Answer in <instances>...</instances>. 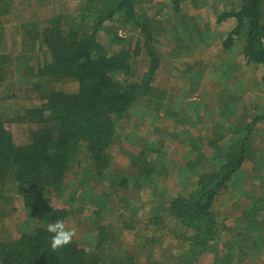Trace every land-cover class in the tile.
<instances>
[{"label": "trees", "instance_id": "trees-1", "mask_svg": "<svg viewBox=\"0 0 264 264\" xmlns=\"http://www.w3.org/2000/svg\"><path fill=\"white\" fill-rule=\"evenodd\" d=\"M55 1L59 3L60 0H0V98L15 101L17 92L21 90L23 98H27L35 90L34 86L41 85L34 103L20 109L18 117H15L17 124H25L27 128L25 142L16 143L9 125L0 115V230L11 217V210L9 213L6 210L13 197L6 196L7 188L13 190L19 203L12 212L21 210L26 221L34 224L30 232L18 236L2 231L0 264H100L108 257H111L108 264H192L204 256H209L212 264L256 263L255 260L264 254V146H255L253 131L259 123H264V111L250 118L238 115L241 99L223 96L220 91L217 92L216 117L225 121L214 123L211 134L205 139L201 138L203 128L197 125L199 121L184 125L188 130L197 127L188 133L187 153L178 162L181 163L178 170L183 171L185 183L190 188L163 196L159 207L145 224V228L154 226L155 231L168 229L164 224L171 226L167 230L168 239L175 241L171 242L172 248H178V251L168 250L169 260L154 259L161 245H153V240L146 238L143 240L144 263L138 262L137 256H131L129 251L122 253L123 258L99 254L116 242V232H133L140 224L138 213L129 209L130 206L123 207L124 212L115 215V208L107 207L105 197L99 200L94 217L88 223L98 253L88 252L75 239L59 251L51 250L52 234L47 231V225L62 220L70 229L67 220L72 218L74 209L54 207L50 205L48 196L61 193L66 175L74 167H82L87 173L89 169L94 180L107 177L105 175L111 166L108 151L113 146L117 124L140 99L151 98L156 105L161 99L158 94H162L156 76L162 62V56L155 49V43H159L153 36V31H157L153 29L156 22L145 15L144 9H135L141 0H66L67 4L69 1L78 4L75 20L68 13H59L55 7H49ZM185 1L169 0L170 13H179ZM234 1L236 7L220 13L215 21L234 20V26L221 42L222 48L231 53L228 61L224 60L227 65L219 68V73L226 77L229 74L228 81L231 73L240 66L239 58L245 68L264 67V0ZM13 2H20L22 6L14 18L13 29L20 48L12 53L13 60L21 64L23 76L30 75L36 82L32 87L4 92V65H8V61L1 46L5 47L4 34L8 27L3 18L11 11ZM33 4L37 10L34 13L46 18L45 21L34 15V19L27 17L26 7ZM115 15L122 25H130L137 30L139 39L131 48L109 54L99 43L98 35L100 32L107 35L113 32L114 40L120 39L115 31L111 32L104 26ZM41 24L44 25L42 28ZM195 26L192 21H184L177 35L167 37L174 40H171L173 43L169 48L171 58L182 50L188 52L193 45L208 47L212 38L209 36L207 40V31L200 34L202 37L195 35ZM235 41L240 47L234 48L232 54ZM234 57L237 59L231 62ZM30 58L35 60L34 63H28ZM171 58L165 61L170 70L176 64ZM192 67L190 65L182 73L188 77L184 80L189 86L187 96L201 89L202 80L208 78L207 75L214 78L218 74L217 68L215 74L212 70L208 73L200 69L193 71ZM170 70L165 77L173 79ZM260 83L264 89V72ZM236 86L242 88L239 80ZM201 102V111H209L208 102ZM203 112L197 119L204 116ZM170 113L172 128L169 136L173 139V131L178 125L183 126L180 120L189 115L187 112L181 116L176 112ZM160 126L153 124L151 127L152 132L159 136L154 139L152 148L145 147L128 154L129 168L135 173L124 177L110 176L108 186L114 188L112 192L125 191L129 179L137 182L138 178H143L145 184L137 182L136 189L140 192L149 189L150 195L156 196V176L165 173L172 162H177L171 160L174 153L169 150L166 139L161 138ZM247 163L251 164L249 173L259 182L261 190L258 196L251 195L253 192L244 193L248 203L234 220V225L227 227L225 220H217L213 211L214 201L228 189ZM166 173L176 174L174 169H168ZM167 190L170 189L165 188ZM140 196L134 201L137 202ZM140 207L141 204L134 206L135 209ZM128 210L133 213L131 216L126 215ZM159 212L166 214L160 215ZM135 253L138 254L137 251Z\"/></svg>", "mask_w": 264, "mask_h": 264}, {"label": "rangeland", "instance_id": "rangeland-1", "mask_svg": "<svg viewBox=\"0 0 264 264\" xmlns=\"http://www.w3.org/2000/svg\"><path fill=\"white\" fill-rule=\"evenodd\" d=\"M168 1L169 0H141L135 5L136 10L144 9L145 15L152 21L156 22L153 29H157V31H153V36L159 44L155 43V49L158 51V55H160V57L162 56V62L156 75L158 78L157 82L158 80L160 81V91L162 92V94H158L161 95L160 103L156 102L155 105V102L152 103L151 98L140 99L139 102L131 107L127 114L121 118L117 124L116 137L114 139L113 146H111L108 151L111 166L109 168V173L105 175L107 177L94 180L89 173V169L87 173L82 167H74L71 169L72 171L66 175L61 193H55L48 196L50 205L57 208L65 207L67 209H74L73 216L70 219L68 218L67 223L70 229L75 228L77 230V235L74 239L78 241L88 252H99V250H96L94 238L89 233L90 229L88 230V223L94 217L93 212L97 210L95 207L99 204V200L105 197L108 201L107 207L110 209L111 207L115 208V215L120 212L122 213V211L124 212L123 207L128 205L130 206L129 209L138 213L140 224L136 225L133 232H116L114 236L116 242L109 244L108 246L104 245V247L107 246L108 248L103 250V252H99V254L108 253L111 256L114 255V257L123 258L122 253L124 251H129L131 256H137L138 262L144 263L146 259H144L145 256L143 255L145 250V246L143 248V240L146 238L153 240V245H161L158 248L159 251H156L157 254L154 259L159 261L169 260L167 259V256L169 255L168 250L173 252L178 251V248H172L175 241L168 239L167 230L169 227L171 228V226L162 223L168 229L155 231L154 226H147L145 228V224L147 223L148 217H150L154 210L159 207L163 196L166 197L175 195L177 192L184 190V188H190L189 184L185 183L186 181L184 180L183 171L178 170L181 169V163L178 162L180 161L181 156L187 153L185 151L188 149V142L186 140L188 137V130L185 129L187 126L184 127V125H188L194 121H199L200 125H197L203 128V130L200 131V134L203 135L201 138L205 139L211 134L214 123H221L225 121L224 119H218L216 117L217 109L215 106L218 104L217 92L219 93V91L223 96L241 99L240 105L238 106V115L250 118L261 111H264V89L262 88L263 84H259V80L264 72V67L259 69H252L250 67L245 68L242 66V61L240 60L241 58L238 57L240 66L231 73L232 77L229 81V74L226 77L224 73H219V68H222L224 64L227 65L224 60L228 61L230 58L231 53L222 48L221 38L225 39L228 31L231 29V26H226V24L224 26H218L215 24L216 17L219 15L220 10L217 8L218 4H216L214 0H211L210 2L208 1L207 3L204 2L205 0H195L194 2L193 0H186L181 4V8L183 11H186V15L190 13H203L206 15V13H209V18L211 21H214L211 26L205 23L196 25L195 27L197 28V31L194 33L195 35L201 36V33L207 31L208 36H215L219 40L215 42L212 40L211 46L207 48L203 45H196L197 47L194 45L191 46L192 48L188 51L189 55L186 57L182 56L179 60L175 59L176 64L173 66L174 68L170 70V67L167 63H165V61L168 60V49L170 48L171 43H173L171 40H174L173 38H167L165 29L168 28V33H170L171 37H174L177 35L179 29L181 30L180 25L183 23H181V21L175 25L172 23L174 20L172 21V16L170 15L171 13H169ZM19 3L20 2H13V5L9 9L11 11L3 18L6 26L8 27L5 31L6 33L4 34L6 39L5 47L4 45L1 46L2 54L6 56V60L8 61V65H6L7 63L4 65V67H6V78L4 81V87L2 88L4 92L16 88L32 87V84L36 82V80L30 75L23 76L19 66L21 64H17L15 63L16 60H13L14 57L12 53L20 48L18 44L19 40L17 36H15L13 29L16 21L14 18L17 17L19 11L21 12L22 10V6ZM200 3L208 6L209 10L203 12L201 9H198ZM185 4H189L190 7H185ZM33 5L34 6L32 7L25 6L27 8L25 12L27 13V17L33 18L34 15L39 18L40 21H45L46 18H40L39 15L34 13L37 10L35 8V4ZM49 7H55V10L59 13H68V16H72V20L76 19L79 11L78 4H76V2L71 3V1H69L67 4L66 0H60L59 3L57 1L52 2ZM218 7L221 8L224 6H222V3L220 2ZM235 7L236 6H234V8ZM118 21L119 19L117 15H115L111 21L105 22L104 26L109 27L111 32L115 31L117 37H120V39L115 41L112 34L113 32L109 35L100 32L98 35L99 43L109 54H116L122 48H131L133 43L139 39L137 30H133L130 25H122V22ZM43 26L44 25L41 24V28ZM210 28L212 30H218L217 33L219 34L212 35ZM201 29L204 30L200 31ZM205 35H207V33H205ZM160 43H163V45H160ZM23 46L24 45H21V47ZM234 47L235 49H238L240 47L239 42L235 41L233 48ZM38 53L41 52L38 51ZM236 59L237 58L234 57L233 59H230V61L233 62V60L235 61ZM34 61V59H28V63H34ZM190 65L193 66L191 68L193 71L200 69L204 73H208L212 70L216 74L218 69V74L214 75V78H212V75L209 76L206 74L208 78H204L202 80L201 89L197 93L187 96L186 90L189 87L185 82L187 74L182 73ZM176 67L178 68L177 71L175 70ZM169 70L171 71L170 73L174 75L173 79L165 77ZM237 79L242 84V88L236 86V83L238 82ZM40 86L41 85L34 86L33 88L35 90L30 92V96L28 94L27 98H23L22 90L17 92L18 98H16L15 101L14 99L5 98V100H1L0 98V115L4 117L5 121L9 125V130L16 143L26 141L27 128L25 124H17L18 122L16 123L15 117H18L20 109L27 106L30 107V105L34 103V100H36L37 97V92L39 91L37 89H40ZM156 89H158V87ZM172 89L173 91H171ZM203 100L208 102L209 111H201L203 109L201 101ZM197 109H199V111ZM170 112H176L180 116L182 113L187 112L189 115V117H185L180 120L183 126L178 125L176 129L178 131H173V139L169 136L171 131L170 129L172 128ZM201 112H203L202 115L204 116L197 119L201 115ZM185 121L188 123H185ZM153 124L161 125V138L164 141L166 139L167 142L165 143L169 146V150L174 153L171 156V160L177 162H172L170 164V168L168 169H174L176 174H168L166 173L168 169H166V174L163 173L160 176H156V196H151L149 189L145 192H143L144 190L140 192L136 189L137 182L139 185L145 184L146 181L143 178H138L139 180H137V182L129 179L126 184L127 189L125 191L112 192V189L114 188L108 186L110 176L119 175L120 177H124L128 176V174L131 175L135 173V170H130L131 167L129 168L128 154L136 153L145 147H153L154 139L159 137L152 132L151 127ZM194 129H197V127L190 129L191 132ZM253 134L256 138L255 146L263 147L264 123H259L256 129H254ZM250 168L251 164H245L244 168H242L243 170L240 171L232 180L228 189L222 191L214 201L213 211L215 216L220 222L225 220V225L227 227H232L234 225V220L240 216V212L248 203L246 198L247 195L244 193L253 192L251 195L258 196L261 190L259 182L254 180L253 175L249 173ZM252 186L254 188H251ZM165 188L170 190H167L166 192ZM138 195L141 196L139 197V200L135 202L134 200L138 197ZM6 196L13 197V200H10L11 205L8 204L6 210L7 213L11 210V217H8L7 221L4 222V229L0 230V237L1 235H4L2 232L4 230L14 236H18L24 232H30L34 228V224L30 221H26V217L21 210L12 212V209L19 205L18 201H16L17 199L15 200L14 198L16 196L13 190L7 188ZM138 204H141V207L139 209H135L134 206ZM132 214L133 213H130V210L126 212V215L128 216H131ZM159 214L162 215L166 213L159 212ZM226 218H229V220L227 221ZM110 219L114 220L112 217H110ZM165 219V222L169 223V219ZM162 224L160 227H162ZM136 231H138V234ZM169 232H171V229ZM224 239H226V237H224ZM136 251L138 254L135 253ZM110 258L111 257H108L106 260L104 259V261L100 262V264H108ZM255 261L256 263L250 264H264V254L262 255V258L259 257ZM192 264H212V262L209 256H204L203 258L200 257L196 263Z\"/></svg>", "mask_w": 264, "mask_h": 264}, {"label": "crops", "instance_id": "crops-1", "mask_svg": "<svg viewBox=\"0 0 264 264\" xmlns=\"http://www.w3.org/2000/svg\"><path fill=\"white\" fill-rule=\"evenodd\" d=\"M195 0H193V2H194ZM210 2L211 0H205L204 2L205 3H207V2ZM215 1V3L216 4H218L217 5V8L220 10V13H222V12H229L232 8H234V1L233 0H214ZM220 2L222 3V6H224V7H221V8H219L218 6H219V4H220ZM226 5V6H225ZM185 7H187V8H189L190 6H189V4H185L184 5ZM189 6V7H188ZM168 8H169V13H170V3H169V1H168ZM190 9H192V8H190ZM198 9H201V11H203V12H206V11H208L209 10V7L208 6H205V5H202L201 3H200V6L198 7ZM219 13V14H220ZM172 17H171V19H172V21L174 20V22H172V23H174V25L175 24H177L179 21H181V23H184V21H186V22H189V21H192L193 22V24L194 25H201L200 23H205V24H207V25H212L213 24V22L214 21H211V19L209 18V13H206V15L205 14H203V13H190V14H188V15H186V11H183L182 10V8H181V6H180V12L179 13H172L171 12V14H170ZM184 17H187L186 19H184ZM178 20V21H177ZM187 20H189V21H187ZM4 21V20H3ZM177 21V22H176ZM216 21V20H215ZM5 22V21H4ZM215 24H217L218 26L220 25V26H224L225 24H226V26H231L230 28H232L233 26H234V20L233 19H226V20H224V21H222V22H220V23H216L215 22ZM182 25V24H181ZM180 25V26H181ZM166 30V36L167 37H171L170 36V33H168V28H166L165 29ZM180 30V29H179ZM204 29H201L200 31H203ZM210 30H211V34L212 35H215V34H219V33H217L218 32V30H212L211 28H210ZM222 32H226V31H222ZM207 37V40H209V36H208V32H207V35H206ZM212 39H210L209 40V42H208V47H210L211 46V41L212 40H214V42L215 41H217V40H219V39H217L215 36H210ZM171 39V38H170ZM221 41H223V39L221 38ZM197 47V46H196ZM205 47V46H204ZM203 47V48H204ZM207 48V47H206ZM235 48V47H234ZM234 48L232 47V51H234ZM172 50V49H171ZM235 52V51H234ZM228 53V52H227ZM171 54L172 53H170V49H169V53H168V55H167V57H168V59H170L171 58ZM179 55L177 56V55H175V54H173L172 55V58L171 59H180V57H182V56H188L189 54H188V52H185V50L183 51H181L180 53H178ZM175 55V56H174ZM187 129V128H186ZM188 130V129H187ZM188 133H191V130H188ZM186 152V151H185Z\"/></svg>", "mask_w": 264, "mask_h": 264}, {"label": "clouds", "instance_id": "clouds-1", "mask_svg": "<svg viewBox=\"0 0 264 264\" xmlns=\"http://www.w3.org/2000/svg\"><path fill=\"white\" fill-rule=\"evenodd\" d=\"M47 231L52 234L50 248L53 252L59 251L73 242L77 235L75 228L68 229L62 220H57L47 225Z\"/></svg>", "mask_w": 264, "mask_h": 264}]
</instances>
